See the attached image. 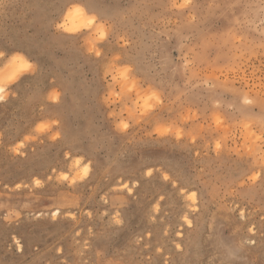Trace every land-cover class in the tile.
Masks as SVG:
<instances>
[{
	"label": "rangeland",
	"instance_id": "rangeland-1",
	"mask_svg": "<svg viewBox=\"0 0 264 264\" xmlns=\"http://www.w3.org/2000/svg\"><path fill=\"white\" fill-rule=\"evenodd\" d=\"M0 49V264H264V0H0Z\"/></svg>",
	"mask_w": 264,
	"mask_h": 264
},
{
	"label": "clouds",
	"instance_id": "clouds-1",
	"mask_svg": "<svg viewBox=\"0 0 264 264\" xmlns=\"http://www.w3.org/2000/svg\"><path fill=\"white\" fill-rule=\"evenodd\" d=\"M190 4V0H171V6L173 8L176 9H184L187 8ZM106 34H107V29L105 28L103 23H99L95 26V32L92 35V39L90 41H88L90 47L88 48V51L90 49H95V45L102 43L105 39H106ZM96 53H100L101 51L99 49H95ZM13 55H16L15 53ZM120 59L119 56H115L113 57V61H118ZM113 62L112 64V73H111V80L113 83H119V87H120V93H113L110 92L109 95L110 96H116L118 98V96L120 94H122L124 91H128V92H132L136 89V85L137 82L136 80L131 77V73H132V68L124 65V66H118L117 64H115ZM29 64H31L28 61ZM33 66V65H32ZM33 69V67H32ZM107 74V73H106ZM5 85H9L7 84V81H5ZM144 107H148V100L145 99V103L143 105ZM111 115V113L109 114ZM57 124V121H51L50 123H46V122H38L33 131L37 134H44V133H50L49 135V139L51 141H56L59 137H60V133L59 131H52L53 127ZM117 127L119 129H125L128 127L127 124L123 123L122 121L117 125ZM169 131L168 128H157L155 129V133L157 135L163 136L165 134H167ZM177 137H179V131H177ZM25 139H32V140H36L37 136L33 135L30 137H25ZM43 142V141H41ZM89 172V167L87 165L84 166L83 169V174L79 175L77 178L78 179H84ZM166 175V174H165ZM61 179H65L67 178V176H61ZM17 188L18 184L16 185ZM25 187H27V185H25ZM14 213L9 212L7 215H13ZM119 213H116V216H118ZM7 218V217H6ZM118 221V222H117ZM113 222L116 225H120L121 221L119 219H116L115 217H113Z\"/></svg>",
	"mask_w": 264,
	"mask_h": 264
},
{
	"label": "snow or ice",
	"instance_id": "snow-or-ice-1",
	"mask_svg": "<svg viewBox=\"0 0 264 264\" xmlns=\"http://www.w3.org/2000/svg\"><path fill=\"white\" fill-rule=\"evenodd\" d=\"M85 6H80L78 4L72 5V11L77 12V13H83ZM92 20L88 21V25L91 26ZM58 28H63V31L65 33H76L78 30L75 28H65L63 25H57ZM94 49H90L89 52H93ZM16 55H13V54ZM95 56L99 58L102 53H96L94 52ZM32 64L28 63V60L25 58L24 55H22L18 50L14 51H7L6 49H0V85H5V81H7V84L9 85H14L18 81L21 80V78L28 73L30 70H32ZM4 88L0 87V92H3ZM4 97L0 96V100H3ZM55 99V97H53ZM217 148L220 147L219 144L216 145ZM77 164H79V160L76 161ZM55 171V169H53ZM148 175H151L152 172L151 170L148 171ZM260 174L258 173L257 175L251 176L250 179L255 182ZM49 180L52 179L51 176L48 177ZM67 179V178H65ZM163 179L165 181H169L170 177L168 175H163ZM36 185H40L41 181L37 179L35 181ZM175 186V185H174ZM18 187L20 185L18 184ZM125 189H128L129 195H131V189L128 188V185H123L122 186ZM196 193L193 192L192 196H195ZM163 199V197H161ZM55 215V213L53 214ZM241 216H243V212H241ZM118 222V221H117ZM190 226V225H189ZM249 231H252V229H249ZM251 243H255L254 240L251 241ZM179 247V246H177Z\"/></svg>",
	"mask_w": 264,
	"mask_h": 264
},
{
	"label": "bare ground",
	"instance_id": "bare-ground-1",
	"mask_svg": "<svg viewBox=\"0 0 264 264\" xmlns=\"http://www.w3.org/2000/svg\"><path fill=\"white\" fill-rule=\"evenodd\" d=\"M75 13H76V12H75ZM76 14H77V13H76ZM86 19H87V18H86ZM72 22H73V21H72ZM185 220H186V221H188V219H187V218H185ZM188 222H189V221H188ZM16 243H17V242H16Z\"/></svg>",
	"mask_w": 264,
	"mask_h": 264
}]
</instances>
